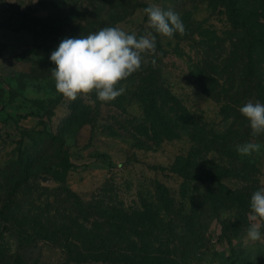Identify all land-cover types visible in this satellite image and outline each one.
<instances>
[{"label": "rangeland", "instance_id": "1", "mask_svg": "<svg viewBox=\"0 0 264 264\" xmlns=\"http://www.w3.org/2000/svg\"><path fill=\"white\" fill-rule=\"evenodd\" d=\"M150 4L177 12L184 33L172 38L156 33L144 11ZM106 26L137 36L151 33L155 53L138 75L121 82L124 92L115 100L100 101L94 92L65 97L55 88L52 51L65 38ZM239 36L225 8L210 0H0V210L8 200L20 201L8 212L21 207L57 225L60 213L79 219L85 204L102 202L143 219L144 201L156 203L165 187L173 195V212L200 213L210 197L225 205L223 217L235 221L208 222L206 239L194 254L181 227L155 231L157 244L175 250L171 256L187 264H264V240L246 239L253 222L249 198L264 186V134L252 135L239 111L258 100L243 96ZM144 83L175 96L162 110L175 122L177 137L159 142L130 133V120L144 116L138 97ZM246 142L260 150L239 153L236 145ZM189 155L195 176L186 183L173 166ZM201 173L211 178L201 180ZM163 217L168 221L172 214ZM88 221L93 227L100 219ZM255 222L264 233V220ZM15 227L11 219H0V264H15L17 254L38 264H120L69 262L62 233H35L21 243Z\"/></svg>", "mask_w": 264, "mask_h": 264}, {"label": "trees", "instance_id": "2", "mask_svg": "<svg viewBox=\"0 0 264 264\" xmlns=\"http://www.w3.org/2000/svg\"><path fill=\"white\" fill-rule=\"evenodd\" d=\"M210 1L225 8L232 28L240 33L243 96L245 98L255 97L264 103V0ZM133 75L136 76L138 73L134 72ZM154 87L155 85L150 86L145 83L140 87L138 97L144 104L145 112L142 118L130 120L132 122L130 133L135 139H138L139 135H144L160 142L178 136L175 122L162 110V106L167 103L168 97L174 101L175 96L171 95L169 89L165 87H155V89ZM192 166L190 155L180 156L177 164L173 166V172L183 177L184 182L187 183L195 176ZM197 177L201 180L211 178L208 173H201ZM216 182L221 184L220 181ZM220 187L225 188L223 185ZM171 197L173 195L169 193V189L164 187L156 197V203L144 201L143 208L147 217L135 218L138 221L127 210L121 212L120 209H112L100 202V204H85L84 208L81 209L79 219L60 213L56 225V221H52L49 216L46 217V214L33 215L30 211V213L22 211L21 207L16 213L14 211L8 212L9 207L15 210L14 205L20 202H14V200L11 203L8 200L4 204L0 210V219H11L16 225L14 229L21 243L34 239L35 233L45 237L62 233L65 238V247L70 255L69 262L101 261L120 264H187L186 259L171 256L172 252L175 255L173 248L167 244L164 245L163 242L157 244L153 238L157 236L153 235L154 232L156 231V234L159 231L172 233L177 230V227H181L184 230V237H189L191 241L192 250L189 253L194 254L200 250L206 239L209 228L208 222L213 219H220L221 222H227V225H231L233 222V226L235 223L230 216H222L221 210L225 208V205L217 200L214 201L213 198L207 197V199H211V204L206 205L200 213L196 212V209H192L188 214L180 215L171 209ZM242 197L243 200L246 199L245 195ZM169 212H171L172 217L166 221L163 213L168 214ZM92 216L100 219V221H96L93 227L88 226V218ZM80 218L85 223L82 221L79 224ZM135 228H143L151 233H147V231L136 232ZM226 229L229 230L225 225L224 230ZM133 234H138L139 237L137 238L140 241L134 239ZM1 252L0 257H3ZM183 257L186 258L187 255L183 254ZM14 258H16L15 264H38L37 261L30 262L21 254H17ZM229 264H233V262Z\"/></svg>", "mask_w": 264, "mask_h": 264}, {"label": "clouds", "instance_id": "3", "mask_svg": "<svg viewBox=\"0 0 264 264\" xmlns=\"http://www.w3.org/2000/svg\"><path fill=\"white\" fill-rule=\"evenodd\" d=\"M144 11L148 24L156 33L169 38L177 32L184 33L185 26L177 12L152 4ZM155 51L154 35L137 36L118 26H106L87 35L65 38L49 57L55 64L52 69L55 88L72 100L93 92L100 101L115 100L124 92L121 82L141 70L147 63V56ZM239 111L247 119L252 135L264 134V103L248 101L239 107ZM260 147L246 142L236 145V150L250 155L258 152ZM249 209L253 222L247 228L246 239L264 240L261 225L255 222L264 220V186L251 194Z\"/></svg>", "mask_w": 264, "mask_h": 264}]
</instances>
